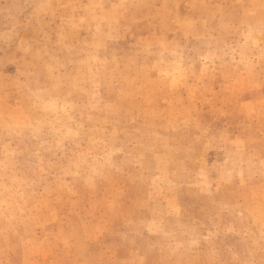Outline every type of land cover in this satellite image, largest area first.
<instances>
[{
	"label": "rangeland",
	"instance_id": "rangeland-1",
	"mask_svg": "<svg viewBox=\"0 0 264 264\" xmlns=\"http://www.w3.org/2000/svg\"><path fill=\"white\" fill-rule=\"evenodd\" d=\"M0 264H264V0H0Z\"/></svg>",
	"mask_w": 264,
	"mask_h": 264
}]
</instances>
